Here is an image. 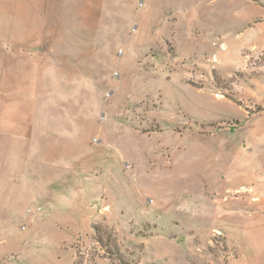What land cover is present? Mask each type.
Wrapping results in <instances>:
<instances>
[{
    "label": "rangeland",
    "instance_id": "374dc122",
    "mask_svg": "<svg viewBox=\"0 0 264 264\" xmlns=\"http://www.w3.org/2000/svg\"><path fill=\"white\" fill-rule=\"evenodd\" d=\"M118 250L264 264V0H0V264Z\"/></svg>",
    "mask_w": 264,
    "mask_h": 264
},
{
    "label": "trees",
    "instance_id": "16d2710c",
    "mask_svg": "<svg viewBox=\"0 0 264 264\" xmlns=\"http://www.w3.org/2000/svg\"><path fill=\"white\" fill-rule=\"evenodd\" d=\"M96 230H97V233H100V232H102V229L101 228H99V227H96ZM111 233H112V230H111ZM97 239H98V241L102 244V243H104V237L102 236V234H98L97 235ZM117 253H118V255L120 256L119 257V259H120V263L121 264H141L140 262H138V261H133V260H127V259H125L124 257H123V255H122V253H121V251L120 250H118L117 251Z\"/></svg>",
    "mask_w": 264,
    "mask_h": 264
}]
</instances>
